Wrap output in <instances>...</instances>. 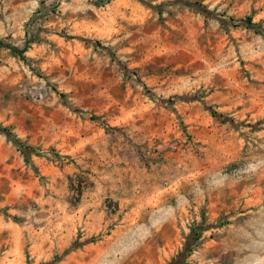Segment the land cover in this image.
<instances>
[{
    "label": "rangeland",
    "instance_id": "rangeland-1",
    "mask_svg": "<svg viewBox=\"0 0 264 264\" xmlns=\"http://www.w3.org/2000/svg\"><path fill=\"white\" fill-rule=\"evenodd\" d=\"M263 6L0 0V264H264Z\"/></svg>",
    "mask_w": 264,
    "mask_h": 264
},
{
    "label": "crops",
    "instance_id": "crops-1",
    "mask_svg": "<svg viewBox=\"0 0 264 264\" xmlns=\"http://www.w3.org/2000/svg\"><path fill=\"white\" fill-rule=\"evenodd\" d=\"M262 13H264V6L261 7V8H259V10L254 14L253 19H256V18H257L256 16H260ZM257 19H258V18H257ZM4 30H5V27H4V26L0 27V34H1L2 36L5 35V34H7V32H5ZM16 43H17V42H16ZM214 100H215L214 102H218V98H217V97H216ZM255 114H256V116H258V117L263 116V115H264V107L261 108V109H258L255 113L250 114L249 116H251V115H255ZM161 146H162V145H161ZM148 148H149V142H148L147 149H148ZM147 157H149V153L147 154ZM114 184H115V186H117V187H119V188H122V189H123V187H124V185H123L122 182H120V184H118L117 182H114ZM117 187H116V188H117ZM120 191H121V189H120ZM120 191H119V192H120Z\"/></svg>",
    "mask_w": 264,
    "mask_h": 264
},
{
    "label": "trees",
    "instance_id": "trees-1",
    "mask_svg": "<svg viewBox=\"0 0 264 264\" xmlns=\"http://www.w3.org/2000/svg\"><path fill=\"white\" fill-rule=\"evenodd\" d=\"M247 22H248V24H251V19L250 18H247ZM14 50H17V49H15V48H13ZM0 132L1 133H3V134H5V135H7L8 137H9V139L17 146V147H19V148H26V146L24 145H22L21 144V142H20V140L11 132V131H9L7 128H5V127H1L0 126Z\"/></svg>",
    "mask_w": 264,
    "mask_h": 264
},
{
    "label": "built area",
    "instance_id": "built-area-1",
    "mask_svg": "<svg viewBox=\"0 0 264 264\" xmlns=\"http://www.w3.org/2000/svg\"><path fill=\"white\" fill-rule=\"evenodd\" d=\"M159 148H160V144L153 147L152 153L163 155L164 152L166 153L168 151H172L174 148H176V146L173 141L169 140L167 143H164V147H162V149H159ZM147 153H149V148L147 149Z\"/></svg>",
    "mask_w": 264,
    "mask_h": 264
}]
</instances>
